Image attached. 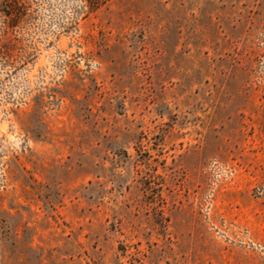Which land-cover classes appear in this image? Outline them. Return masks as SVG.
<instances>
[{
    "label": "rangeland",
    "instance_id": "1",
    "mask_svg": "<svg viewBox=\"0 0 264 264\" xmlns=\"http://www.w3.org/2000/svg\"><path fill=\"white\" fill-rule=\"evenodd\" d=\"M0 0V264H264V0Z\"/></svg>",
    "mask_w": 264,
    "mask_h": 264
},
{
    "label": "trees",
    "instance_id": "2",
    "mask_svg": "<svg viewBox=\"0 0 264 264\" xmlns=\"http://www.w3.org/2000/svg\"><path fill=\"white\" fill-rule=\"evenodd\" d=\"M109 0H86L87 2V10L89 12H93L98 9L100 6L104 5Z\"/></svg>",
    "mask_w": 264,
    "mask_h": 264
}]
</instances>
